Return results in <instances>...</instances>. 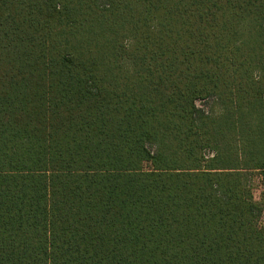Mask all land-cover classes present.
Returning a JSON list of instances; mask_svg holds the SVG:
<instances>
[{
	"label": "trees",
	"instance_id": "1",
	"mask_svg": "<svg viewBox=\"0 0 264 264\" xmlns=\"http://www.w3.org/2000/svg\"><path fill=\"white\" fill-rule=\"evenodd\" d=\"M261 171L264 0H0V264H264Z\"/></svg>",
	"mask_w": 264,
	"mask_h": 264
},
{
	"label": "rangeland",
	"instance_id": "2",
	"mask_svg": "<svg viewBox=\"0 0 264 264\" xmlns=\"http://www.w3.org/2000/svg\"><path fill=\"white\" fill-rule=\"evenodd\" d=\"M199 107L204 108L207 111H217L218 106L215 103V100H199L197 102ZM253 184H254V194L257 199H262L264 198V171H261L260 173H257L254 176L253 179ZM262 224H264V218L262 220Z\"/></svg>",
	"mask_w": 264,
	"mask_h": 264
}]
</instances>
